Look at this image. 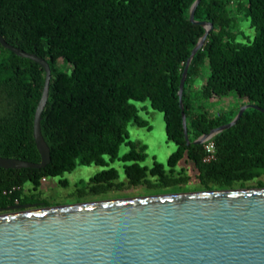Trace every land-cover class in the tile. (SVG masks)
Here are the masks:
<instances>
[{"label":"trees","instance_id":"1","mask_svg":"<svg viewBox=\"0 0 264 264\" xmlns=\"http://www.w3.org/2000/svg\"><path fill=\"white\" fill-rule=\"evenodd\" d=\"M196 0H0V36L12 47L35 54L49 67L48 96L40 132L50 151L41 169L0 167V209L15 205L48 207L26 196L42 179L59 178L80 166H98L85 187L75 193L105 196L113 190L145 189V195L179 193L191 167L198 191L264 188V112L247 108L238 121L216 134L215 159L202 161L200 136L228 124L241 106L264 110V0H200L194 21L212 25L205 43L192 57L179 104L184 66L205 29L193 24ZM254 36L243 35L240 20ZM206 63L208 76L195 79ZM45 81L44 69L0 44V157L40 162L33 138L34 112ZM234 93L241 106L212 116L202 101ZM147 103L162 114L166 140L175 145L166 165L147 158L146 146L129 140L127 125L148 128L132 102ZM182 112L189 144L185 141ZM124 144L128 151L118 155ZM119 160V172L107 168ZM184 165V166H182ZM20 186L21 191H4ZM15 200L18 204H15ZM39 204V205H37ZM2 210L0 212H3Z\"/></svg>","mask_w":264,"mask_h":264},{"label":"water","instance_id":"2","mask_svg":"<svg viewBox=\"0 0 264 264\" xmlns=\"http://www.w3.org/2000/svg\"><path fill=\"white\" fill-rule=\"evenodd\" d=\"M189 19L205 32L184 66L179 104L192 57L202 48L212 25ZM0 44L33 60L45 71L42 94L33 119L39 163L0 157L3 169H41L50 151L40 132L48 96L50 70L35 54ZM246 104L228 124L200 136L202 144L233 126ZM184 138L189 144L182 112ZM39 205V204H37ZM15 205L0 213V264H264V188L214 189L142 195L50 207Z\"/></svg>","mask_w":264,"mask_h":264},{"label":"rangeland","instance_id":"3","mask_svg":"<svg viewBox=\"0 0 264 264\" xmlns=\"http://www.w3.org/2000/svg\"><path fill=\"white\" fill-rule=\"evenodd\" d=\"M240 18L238 17V21ZM239 30L243 32V35L250 37L254 36V30L250 28L249 22L240 20ZM208 76V68L206 63L201 67L200 74L196 77L195 85L200 87ZM136 107L145 106L144 109H140L138 115L141 119L147 122L148 128H141L129 123L127 125V132L129 135V140L136 142L140 145L146 146L147 158L144 162L140 163L141 166L151 168L153 162L156 161L160 164L166 165L168 157L175 151V145L166 140L164 122L162 114L152 110L147 103L132 102ZM202 106L207 110L212 116L218 113L226 114L230 111L236 110L241 106V100L234 94L231 93L228 96L222 98H215L210 100L202 101ZM128 151V148L122 144L119 148L118 155L121 157L123 153ZM184 166V165H182ZM107 168H114L119 172L120 178L119 182H125L123 176V166L119 160H115L110 163ZM102 168L94 165L90 166H80L77 167L73 172L66 173L63 175V179L68 181V187L64 188L58 184L59 178H48L46 182L40 185L37 192L31 191L30 185L26 184L23 187V192L26 196L34 195L37 199H43L48 207L68 205L81 202L97 201V200H107L115 198H126L145 195L146 190L143 189H123V190H113L105 194V196L93 197L91 195H86L85 198H79L75 193L77 190L82 188H88V179L95 173L101 171ZM186 171L187 176H189V182L181 187L180 192H194L198 191V185L194 177V171L190 168ZM264 182V176L259 178ZM256 182H250L246 187L255 186Z\"/></svg>","mask_w":264,"mask_h":264},{"label":"built area","instance_id":"4","mask_svg":"<svg viewBox=\"0 0 264 264\" xmlns=\"http://www.w3.org/2000/svg\"><path fill=\"white\" fill-rule=\"evenodd\" d=\"M204 143H205V146H204V154H203L202 161L204 163H209L215 159L214 142L212 141V138H210V139L206 140ZM41 182L42 183L46 182V179H42ZM19 191H21L20 186H13L11 188H8L6 191H4V194L10 196V195H13L14 193H17ZM15 204H18L17 200H15Z\"/></svg>","mask_w":264,"mask_h":264},{"label":"flooded vegetation","instance_id":"5","mask_svg":"<svg viewBox=\"0 0 264 264\" xmlns=\"http://www.w3.org/2000/svg\"><path fill=\"white\" fill-rule=\"evenodd\" d=\"M4 212V211H3ZM0 213H2V212H0Z\"/></svg>","mask_w":264,"mask_h":264}]
</instances>
